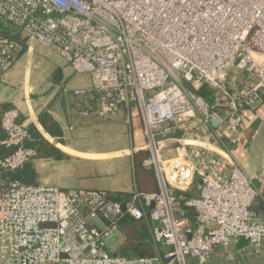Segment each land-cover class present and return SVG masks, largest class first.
Returning a JSON list of instances; mask_svg holds the SVG:
<instances>
[{"label": "built area", "instance_id": "2783aa9c", "mask_svg": "<svg viewBox=\"0 0 264 264\" xmlns=\"http://www.w3.org/2000/svg\"><path fill=\"white\" fill-rule=\"evenodd\" d=\"M0 18L14 26L0 32V75L21 41L52 48L90 75V89H74L81 117L137 109L143 165L158 180L154 192L117 198L0 175V264H210L240 240L264 257V163L250 177L229 150L247 113L264 106V0H0ZM0 120L3 144L15 148L0 167L13 172L36 150L17 109ZM196 178L200 195L188 197ZM123 217L146 222L168 250L112 252Z\"/></svg>", "mask_w": 264, "mask_h": 264}, {"label": "crops", "instance_id": "0c3cea01", "mask_svg": "<svg viewBox=\"0 0 264 264\" xmlns=\"http://www.w3.org/2000/svg\"><path fill=\"white\" fill-rule=\"evenodd\" d=\"M38 45L43 44L21 41L13 65L0 75V110L17 109L20 122L28 127L34 126L55 149L54 154L45 153L41 156L36 154L33 160L25 164L31 165L36 172L35 183L28 184L56 186L66 190L100 189L115 195L123 193L127 196L135 189L147 193L156 191L158 180L155 170L143 165L149 151L141 148L146 144V139L137 109H132L131 113L123 110L117 115L104 118L81 117L77 106L81 98L74 94V89H90L91 82L84 81V86L75 87L73 90L67 88L62 90V87L59 90L44 85L40 76L33 77L31 61L22 64L25 54L31 53ZM45 112L49 113L57 124L58 130L54 129L56 133H51V130L40 122V116ZM256 122L264 123V106L247 113L239 141L229 145L231 154L250 177H255L264 163L263 159L257 166L251 167L247 162V152L256 131ZM97 139L109 142L114 140L116 143L109 148H102L94 145ZM0 143L3 144V141ZM0 175L3 177L1 173ZM198 184L196 188L194 183L185 195L199 196L200 183ZM182 207L187 211L195 227V211L184 204ZM129 220V223H122L118 229L124 235L118 248L113 251L108 246L112 252L127 256L153 257L159 250L160 252L168 250L166 246L159 249L154 246L146 222ZM133 222L141 224L133 226L131 231L132 226L129 224ZM128 230L134 236H129ZM130 244L134 247H130ZM250 253L252 252L247 242L240 240L230 248V251L219 248L209 263L229 264L232 257L230 254L235 258ZM253 256L255 259L264 260L262 256L255 254Z\"/></svg>", "mask_w": 264, "mask_h": 264}, {"label": "rangeland", "instance_id": "374dc122", "mask_svg": "<svg viewBox=\"0 0 264 264\" xmlns=\"http://www.w3.org/2000/svg\"><path fill=\"white\" fill-rule=\"evenodd\" d=\"M2 23L3 26L8 28V30L4 33H10V29H14V26L9 21L2 19ZM28 61H31L33 77L40 76L44 85L54 87L55 89L60 90L62 87V90L65 88L73 90L75 87L84 86V81L91 82L89 74L77 73L74 71L55 50L46 45L35 46L31 53H26L22 58V64L24 65ZM255 126L256 131L250 141V146L247 152V162L251 164V167L257 166L264 159V123L261 124L260 122H256ZM94 140L96 139L94 138ZM115 143L116 142L114 140L109 142L108 140L98 141L97 139L94 145L102 148H109ZM196 180L195 187L197 188L199 185V180L198 178H196ZM255 185L258 188H261L262 181L256 179ZM123 238L124 235L122 232L116 230L112 232L111 237L108 239L107 245L114 251L121 244ZM228 250L230 251V249ZM230 256L232 257L229 261V264H264V260L262 261L261 259H255V256H253L252 253L247 256L239 255L240 257L237 256L235 258L231 254ZM236 258L238 259L235 260Z\"/></svg>", "mask_w": 264, "mask_h": 264}, {"label": "trees", "instance_id": "16d2710c", "mask_svg": "<svg viewBox=\"0 0 264 264\" xmlns=\"http://www.w3.org/2000/svg\"><path fill=\"white\" fill-rule=\"evenodd\" d=\"M7 30H8V28L3 26L2 18H0V32H5ZM206 91H207L206 88H203L201 90V93L206 94ZM40 122L44 126L49 128L51 130V133L57 132L54 130V129L58 130L57 124L53 121V119L49 113H46V112L42 113L40 116ZM1 126H2V124L0 121V141H3L6 138V133ZM29 130L31 133V138L27 141V143H26L27 146L34 148L36 150V154L39 156L45 155V153L54 154L55 149L49 145V143L44 139V137L40 134V132L34 126L29 127ZM14 149L15 148H13V147H8L5 144L0 143V160L3 159L4 157L10 155L14 151ZM0 173L8 181H20V182H24L27 184L28 183H35L36 172L31 165H25L23 168H21L17 171H14V172L3 171L2 168L0 167ZM116 196H117V198H121V197H126L127 195H125L123 193H118ZM129 222H130L129 219H127L126 217H123L122 219H120V226L122 225V223H129ZM138 223L139 222H137V224ZM137 224L134 222L129 224L130 227L132 226L131 231L133 229V226H136ZM139 224H141V223H139ZM138 227H135V228H138ZM131 231L128 230V235L134 236V234H132ZM134 231H135V229H134ZM130 247H134V246L132 244H130Z\"/></svg>", "mask_w": 264, "mask_h": 264}, {"label": "water", "instance_id": "95a60500", "mask_svg": "<svg viewBox=\"0 0 264 264\" xmlns=\"http://www.w3.org/2000/svg\"><path fill=\"white\" fill-rule=\"evenodd\" d=\"M123 209H126V204H123Z\"/></svg>", "mask_w": 264, "mask_h": 264}]
</instances>
